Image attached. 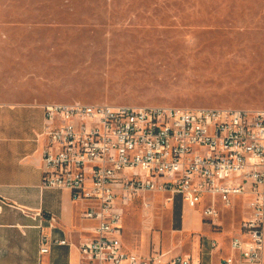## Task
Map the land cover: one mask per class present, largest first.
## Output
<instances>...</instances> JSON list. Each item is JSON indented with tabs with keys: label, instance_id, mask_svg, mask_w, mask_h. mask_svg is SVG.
<instances>
[{
	"label": "rangeland",
	"instance_id": "obj_1",
	"mask_svg": "<svg viewBox=\"0 0 264 264\" xmlns=\"http://www.w3.org/2000/svg\"><path fill=\"white\" fill-rule=\"evenodd\" d=\"M0 102L263 110L264 0H0ZM167 198L128 207L127 248L180 247Z\"/></svg>",
	"mask_w": 264,
	"mask_h": 264
},
{
	"label": "built area",
	"instance_id": "obj_2",
	"mask_svg": "<svg viewBox=\"0 0 264 264\" xmlns=\"http://www.w3.org/2000/svg\"><path fill=\"white\" fill-rule=\"evenodd\" d=\"M40 135L43 189L71 192L95 223L79 251L85 264H200L149 258L124 243V216L146 194L177 198L221 232L225 213H248L224 264H264V109L173 110L47 106ZM148 206V205H147ZM41 230L40 253L52 244ZM217 247V242H213Z\"/></svg>",
	"mask_w": 264,
	"mask_h": 264
},
{
	"label": "crops",
	"instance_id": "obj_3",
	"mask_svg": "<svg viewBox=\"0 0 264 264\" xmlns=\"http://www.w3.org/2000/svg\"><path fill=\"white\" fill-rule=\"evenodd\" d=\"M44 107L0 102V264H85L79 247L91 238L95 226L83 218L87 205L73 201L68 190L42 188ZM176 200L181 208L175 211L171 229L180 234L181 244L158 254L191 256L200 264H224L235 255L230 243L247 214L244 210L226 212L218 233L203 216L198 225L189 215L182 219L184 207L194 212H200V207L191 209L180 198ZM40 226L50 242L67 241L68 245L52 244L50 253L41 255ZM213 242L218 246L213 247ZM127 249L140 257L155 255L147 249Z\"/></svg>",
	"mask_w": 264,
	"mask_h": 264
}]
</instances>
